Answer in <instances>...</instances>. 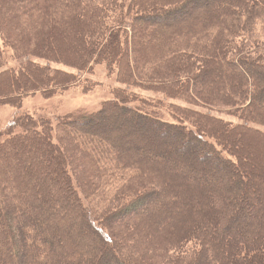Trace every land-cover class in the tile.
<instances>
[{
    "label": "trees",
    "instance_id": "1",
    "mask_svg": "<svg viewBox=\"0 0 264 264\" xmlns=\"http://www.w3.org/2000/svg\"><path fill=\"white\" fill-rule=\"evenodd\" d=\"M0 39V107L122 85L0 132V264H264V0H0Z\"/></svg>",
    "mask_w": 264,
    "mask_h": 264
},
{
    "label": "rangeland",
    "instance_id": "2",
    "mask_svg": "<svg viewBox=\"0 0 264 264\" xmlns=\"http://www.w3.org/2000/svg\"><path fill=\"white\" fill-rule=\"evenodd\" d=\"M125 1L127 3L131 2V0ZM0 44H2L1 39ZM2 48L7 59L6 68L17 69L21 61L12 58L11 50L3 46ZM52 65L62 70L75 72V70L62 64L52 63ZM81 76L85 79H92L99 85L87 93L80 86L72 87L51 98H46L41 93H38L25 97L21 108L1 106L0 132L5 131L13 119L22 114H29L35 118L49 119L53 125H56L59 117L97 111L105 101L113 99L112 90L122 86L117 80L116 71L109 73L104 65L95 66L92 73L82 74ZM258 153L256 151H248L249 157L253 161L259 159L260 154ZM259 167L264 169V164L259 163Z\"/></svg>",
    "mask_w": 264,
    "mask_h": 264
}]
</instances>
